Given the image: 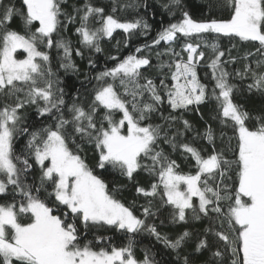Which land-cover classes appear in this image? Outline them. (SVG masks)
Returning a JSON list of instances; mask_svg holds the SVG:
<instances>
[{
	"label": "snow or ice",
	"instance_id": "6c2138e0",
	"mask_svg": "<svg viewBox=\"0 0 264 264\" xmlns=\"http://www.w3.org/2000/svg\"><path fill=\"white\" fill-rule=\"evenodd\" d=\"M149 8L141 0H0V264H171L151 246L138 257L143 234L176 264H264V107L256 114L235 101L244 90L264 98V0H200V18L185 0H167L160 8L169 22L131 49L153 31ZM17 18L22 30L12 27ZM117 32L118 54L106 58L114 63L98 69L94 54ZM121 44L130 48L123 56ZM238 45L248 46L243 56L232 55ZM52 50L65 74L79 75L74 57L87 59L74 94ZM209 101L218 128L206 122L200 131L185 113L203 119ZM109 173L144 199L139 215L136 199L119 198L127 185L110 189ZM162 208L169 224H207L169 235L154 222Z\"/></svg>",
	"mask_w": 264,
	"mask_h": 264
},
{
	"label": "trees",
	"instance_id": "16d2710c",
	"mask_svg": "<svg viewBox=\"0 0 264 264\" xmlns=\"http://www.w3.org/2000/svg\"><path fill=\"white\" fill-rule=\"evenodd\" d=\"M167 0H141V3H147L150 8L148 9V15L145 17L148 19L149 23L152 24L153 26V31L151 34L147 37L144 36H136L130 41V48L134 49L135 46L141 45L145 43L146 41H150L155 35L156 31L160 27V22L163 21L165 24L169 22V16L168 13L163 11L160 8L161 3H166ZM97 3L103 4L106 7L110 5L111 0H97ZM185 3L188 6L189 11H191L196 18H200L199 13L196 11V9L200 6V0H185ZM154 13L153 14V11ZM145 9L141 7L139 9V13L141 15H144ZM12 27L18 30H22V25L19 22V19L17 18L16 20L13 21ZM72 31L73 29L70 27L67 35L72 36ZM72 40L75 45L76 37L72 36ZM120 40L123 41V33L117 32L114 34V39L111 40V42L104 41L102 43V47L104 48V52L102 54H94L93 58L97 61L98 64V69H102L104 66H112L114 62L107 60V56L109 55H116L117 49L115 47L116 42ZM222 47H230L228 44L227 39H223L221 41ZM78 47V45H75ZM130 48H124L123 44H121L120 50H119V55L123 56L128 53ZM248 50L247 45H238L237 48L233 49L232 55L233 56H243V54ZM19 58H23V53H18L17 54ZM51 55L53 57V67L54 69H57L59 71V75L62 80L66 82L68 85L67 91L70 94H74L76 89L80 87V82L84 80V73L88 71L87 68V59L85 58L84 60H81L79 57H74L77 65L79 66L80 72L79 75H74V74H65L63 70H59L58 62L56 60V52L55 50H52ZM89 53L86 51L85 52V57H87ZM153 64L156 63L155 58H153L152 61ZM244 61L243 60H238L236 64L234 65H229L228 70L233 71L234 69H239L242 67ZM199 75L201 77L204 76V73L206 69L201 68L198 70ZM93 75L95 74V70L92 73ZM205 83L209 84L211 86V81L210 78L208 80L204 81ZM237 85L241 86L243 88L244 82L240 81L239 79H236L233 81ZM95 83V81H93ZM72 85H75V87H72ZM89 90L91 89V85H87ZM235 101L239 104H242L248 111L253 112L258 114L259 110L264 107V98H261L259 95H250L246 90L244 91H237L235 94ZM214 108H215V102L214 101H209L206 104H203L200 106V113L203 116V119H201V115H198L196 111H192L189 113H185V118L188 119L190 122H192L193 126L197 128L200 131H203L204 127L206 126V122L212 124L214 128H218V124L216 121L212 120V116L215 114L214 113ZM27 115L30 117V119L35 120V110L34 108H29L26 110ZM165 115H167V109H165ZM39 121H37V124ZM230 132V130H229ZM193 133H188L187 134V139H191ZM217 136H219V132H217ZM24 143V138H21L20 141L17 144V147L19 148L20 145ZM197 146H203L205 144L204 141L197 140L195 141ZM217 146H220V141L219 139L217 140ZM166 151H171L170 149L165 146ZM81 155H84L86 157L87 162L90 165L94 164L93 160V153L91 148H89L87 145H85V151L81 153ZM173 158L177 159L178 163L181 164V167L184 171H188V165H186L183 161V159L180 157L179 153L175 154ZM106 180L109 182V187L111 188H117L119 189L121 185H127L120 193H119V198L122 199V201L125 204L131 205L132 201L136 199V206H135V211L136 214H140V209L139 205L144 203V199L141 198H136L135 192H134V187L132 185H129L126 179L120 177L118 174H105ZM137 179L141 182V184L147 185L149 178L144 174L140 173V175L137 177ZM157 206H159V201L156 202ZM168 214L169 210L166 208L160 209V212L158 214V217L155 219V223L158 227V229L161 232H166L169 235H174L178 232L183 231L184 229H188L189 231L193 232H198L201 231L207 224V221L203 222H195L191 221L188 224L184 225H172L168 223ZM163 220L164 224L161 225L160 221ZM149 222H153L151 219ZM105 235H113L111 231H108L104 233ZM91 238V236L89 237ZM117 241H119L121 238L119 236L116 237ZM138 240V246L136 248V252L138 257H142L143 252L142 249L144 247H153L154 251L159 253L157 255V259H160L161 256H163L164 259L170 260L171 264H176V261L174 259V255L171 253H165V250L163 248V245L156 243L155 239L147 234H143L139 237H137ZM207 256V253H205V257Z\"/></svg>",
	"mask_w": 264,
	"mask_h": 264
}]
</instances>
